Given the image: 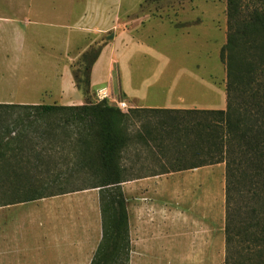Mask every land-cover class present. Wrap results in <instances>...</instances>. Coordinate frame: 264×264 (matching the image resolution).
<instances>
[{
	"label": "trees",
	"instance_id": "trees-1",
	"mask_svg": "<svg viewBox=\"0 0 264 264\" xmlns=\"http://www.w3.org/2000/svg\"><path fill=\"white\" fill-rule=\"evenodd\" d=\"M226 15L220 54L226 69L224 110L124 113L107 104L0 103V207L65 193L43 194L52 179H28L26 173L45 168L49 174L55 151L68 146L78 166L100 180L95 187L105 190L104 237L91 264H129L128 214L119 185L128 179L125 149L131 141L142 142L154 153H171L178 165L173 172L224 163L226 264H264V0H226ZM100 54H86L88 63L73 75L83 94L91 89ZM134 116L141 126L131 136ZM147 117L156 120L142 122ZM197 157L199 162L190 163Z\"/></svg>",
	"mask_w": 264,
	"mask_h": 264
},
{
	"label": "crops",
	"instance_id": "crops-1",
	"mask_svg": "<svg viewBox=\"0 0 264 264\" xmlns=\"http://www.w3.org/2000/svg\"><path fill=\"white\" fill-rule=\"evenodd\" d=\"M27 13L31 14L29 7ZM9 16L5 22L12 27L7 31L8 36H3V28H0V54L3 55L2 64L13 71L12 82L17 70L23 68L42 70L41 79L46 82L47 61L41 56L44 44L42 41L34 46L29 43L23 37L28 32V24L18 19L19 15ZM218 29L215 25L212 28L196 25L188 30H198L200 36L202 30L213 34ZM213 37L199 38V56L194 65L198 75L188 73L181 82L179 77L168 80L157 77L135 83L132 88L127 68L132 66L130 62L134 58L127 57V53L134 50V63H140L147 53H155L149 48L154 38L132 37L128 31H121L104 47L94 64L91 86L98 87L93 83V74L108 56L111 67H118L117 87L110 88L126 103V109L119 108L124 113L140 109L224 110L227 104L225 86L214 81L211 73L206 77L212 60L220 58L223 47L221 43L217 46ZM71 85L77 91L75 100L66 95L62 82L57 90L54 89V98L60 99L64 106H79L81 99L73 79ZM18 86L22 89L27 86L30 90L27 81L19 82ZM39 91L40 97L32 98L25 89L23 95L15 94L16 87L12 90L13 96L9 94L7 99L0 100L7 104H47L44 99L51 91L41 83ZM140 144L148 148L145 143L131 141L124 152ZM135 161L133 163H137ZM122 163L126 169L127 164L132 165L125 154ZM131 165L128 167H132L134 177L119 185L128 214L129 264H226L225 164L137 175V166ZM216 168L221 172H211ZM104 191L93 186L0 207V264H91L104 237L101 202Z\"/></svg>",
	"mask_w": 264,
	"mask_h": 264
},
{
	"label": "rangeland",
	"instance_id": "rangeland-1",
	"mask_svg": "<svg viewBox=\"0 0 264 264\" xmlns=\"http://www.w3.org/2000/svg\"><path fill=\"white\" fill-rule=\"evenodd\" d=\"M0 2H2L0 22H3L0 28H3L1 29L3 36H8L7 31L11 27L5 23L9 15L13 17L19 15L18 19L29 26L28 32H25L26 35L23 37L27 38L33 46L37 45L36 42L42 41L44 45L41 47L43 49L41 56H44L47 61L46 82L41 79L42 70L23 68L17 70L14 83L12 82L13 71L2 64L3 55L0 54V99H7L9 94L13 96L15 92L12 90L16 87L15 94L23 95V89H25L27 93L30 92L28 95L32 98L40 97L41 83L46 84L47 90L51 91V95H48L44 101L47 104L61 105L60 103L63 102L57 97L54 98V94L62 82L66 95L71 97L72 101L75 100L77 91L72 89L71 82L73 79L76 87L73 75L88 63L84 56L86 54L93 56L99 51L102 52L104 47L112 43L121 31H128L132 37L143 36L151 40L154 38L149 48L154 49L155 53L153 55L147 53L140 63H134L136 58L134 50L127 53V57L134 58L130 62L132 66L127 68L128 78L130 77L133 82L132 88H135V83L142 80H154L157 77H165L167 80L179 77L181 82L188 73L198 75L194 65L199 56L200 36L204 39L214 36L217 46L220 43L222 45L226 43V0H153L149 2L147 0H0ZM27 7L31 10L30 15L27 13ZM196 25H206L209 28L215 25L219 29L213 34L202 30L201 35L198 36V30L190 32ZM188 33L190 34L183 36ZM107 57L94 71L93 83L98 86L96 89L91 86L89 93L83 94L76 87L81 99L78 102L81 104L79 106L107 104L119 108L118 103L122 101V98L111 90L117 87L118 67H111ZM201 59H204V55H201ZM212 61V67L207 69L206 77L209 78L211 73L214 81L225 86L226 69L221 56ZM25 81L29 82L30 90L27 86L23 89L18 86L19 82ZM0 102L6 101L0 100ZM155 120V118L147 117L142 122L153 123ZM139 121L141 120L136 116L130 120L131 136L139 131L141 126ZM126 152L123 156L125 154L132 161V165L137 166L136 175L162 173L178 167L169 152L154 153L141 144ZM72 153L68 146L65 150L62 148L56 150L53 167L49 174L45 168H42L27 172V178H51L53 183L42 191L43 194L99 185L100 180L81 169ZM199 160L200 157H197L191 159L190 163L199 162ZM134 161L137 163H133ZM130 165L126 166L128 178L132 169L128 167ZM10 169V173L13 174L16 168ZM211 172L218 174L221 170L216 168Z\"/></svg>",
	"mask_w": 264,
	"mask_h": 264
},
{
	"label": "built area",
	"instance_id": "built-area-1",
	"mask_svg": "<svg viewBox=\"0 0 264 264\" xmlns=\"http://www.w3.org/2000/svg\"><path fill=\"white\" fill-rule=\"evenodd\" d=\"M118 107H119L121 110H124V109H126L127 105H126L125 102H119V103H118Z\"/></svg>",
	"mask_w": 264,
	"mask_h": 264
}]
</instances>
